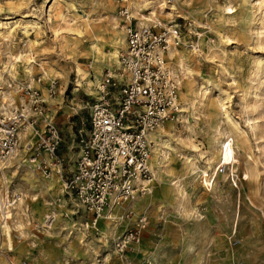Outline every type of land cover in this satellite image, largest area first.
Instances as JSON below:
<instances>
[{
    "label": "rangeland",
    "instance_id": "rangeland-1",
    "mask_svg": "<svg viewBox=\"0 0 264 264\" xmlns=\"http://www.w3.org/2000/svg\"><path fill=\"white\" fill-rule=\"evenodd\" d=\"M256 1L0 0V106L22 110L32 129L0 176V264H264V7ZM120 5L131 25L177 26L182 42L164 57L178 77V110L150 138L153 193L92 222L62 178L74 166L95 82L106 69L119 73L104 59L96 76L92 64L94 54L110 53L111 27H125ZM44 118L59 130L62 176L39 143ZM229 142L231 167L217 176ZM154 147L166 158H153ZM42 158L47 176L34 166ZM135 228L138 238L124 237Z\"/></svg>",
    "mask_w": 264,
    "mask_h": 264
},
{
    "label": "built area",
    "instance_id": "built-area-1",
    "mask_svg": "<svg viewBox=\"0 0 264 264\" xmlns=\"http://www.w3.org/2000/svg\"><path fill=\"white\" fill-rule=\"evenodd\" d=\"M118 13L126 22L125 44L118 54L119 73L106 69L95 82L98 95L90 102L87 128L78 130L74 166L62 178L63 190L73 192L92 214V222L109 212L112 204L131 200L148 190L153 175L148 131L178 110L177 75L164 57L169 45L182 42L177 26L131 25L133 18L125 6L120 5ZM114 88L116 93H112ZM29 118L17 107L0 110V169L15 155L19 147L18 127ZM39 134V143L58 166L54 172L62 176L61 161L56 155L60 143L58 127L51 118H44ZM24 147L30 150L32 144L24 142ZM34 150L37 154L38 147L34 146L30 161L36 158ZM49 165L43 158L34 163L44 176L50 172ZM226 166L221 163L216 171L223 172ZM138 230H129L124 237L138 238ZM124 237L116 242L120 248Z\"/></svg>",
    "mask_w": 264,
    "mask_h": 264
},
{
    "label": "bare ground",
    "instance_id": "bare-ground-1",
    "mask_svg": "<svg viewBox=\"0 0 264 264\" xmlns=\"http://www.w3.org/2000/svg\"><path fill=\"white\" fill-rule=\"evenodd\" d=\"M165 2L167 3V4H171L172 2H173V0H165ZM257 2V1H256ZM165 4V3H164ZM257 4V6H258V10L259 11H261L263 8L262 7H264V0H260L259 2H257L256 3ZM169 7V9L170 10H172L171 8H172V6L170 7V6H168ZM134 11H136V10H134ZM127 12H128V15H130V11L129 10H127ZM139 13H140V11H138V12H136V15H138V17L140 16L139 15ZM153 12H150L149 13V17H153ZM134 16V15H133ZM142 19H143V17L142 16H140ZM134 19V18H133ZM136 20V19H135ZM145 21H147L146 19H144ZM144 20H136V21H138V26L139 25H142V24H144L143 22H141V21H144ZM149 20V19H148ZM113 21V20H112ZM135 21V22H136ZM151 21V20H150ZM152 22V21H151ZM150 24H152V25H158V26H161V24L160 23H156V24H154V23H150ZM115 25V24H114ZM11 29V28H10ZM124 30V28H122V27H111V30L109 31V33H110V37H111V51H110V53L108 54V56L107 57H103V59H101V57H98V56H96L95 54L93 55V64H92V66H93V70L96 72V76H97V74L99 73V64H100V60H104V59H106L108 62H110V63H112V64H114L117 68L119 67V60H118V54H119V52H120V50H119V47H124V37H123V31ZM27 31L25 30L24 31V33H26ZM119 38V40H117ZM28 39V38H27ZM171 48H176L175 46H172V45H169L168 47H167V49L164 51V55H165V57H166V55H167V57L168 58H172V57H174V50L173 49H171ZM18 59V58H17ZM31 59H25V62H27V64H29V61H30ZM102 63V62H101ZM110 67V66H109ZM77 74H81L80 73V71L79 70H77ZM177 79H178V77H177ZM76 85H79V83L77 82V84ZM2 93V92H1ZM4 92H3V99H4ZM184 96H185V103H186V105H191V106H194L195 104H194V98L192 97V93H191V91H190V89H189V87H187V89H186V92H185V94H184ZM1 97H2V95H1ZM6 100V99H5ZM8 101V100H7ZM5 102V101H4ZM7 106H9V105H7ZM6 105H5V103H3V104H1V106H0V109H4V111H6V110H8ZM166 122V119H164V120H162L159 124H158V126L156 127V128H154V129H152V130H150V131H148V137L149 138H151V136L154 134V136H158V134L156 133L157 132V130L160 128V126H162L164 123ZM23 122H21L20 123V125H19V127H18V130H17V135H18V141H19V144H20V139H24L25 137H26V135L30 132V123H27L29 126H27V125H23L22 124ZM32 130V129H31ZM19 136H20V138H19ZM153 138V137H152ZM153 140V139H152ZM158 143V142H157ZM155 148V150L154 151H152V153L154 152V154H153V158L155 157H157V156H159V157H162V158H166V154L164 153V152H161V151H159L158 149H156V147H154ZM161 154V155H160ZM234 154H235V152H234V150H233V146L230 144V142L227 144V146H226V148H225V150H223V153H222V150H221V153H220V156H219V162H218V164L216 165V168H217V166L219 165V164H227V166H228V168H230L231 167V160H232V158H233V156H234ZM18 158V148H17V150H16V153H15V155H13V157L12 158H10L7 162H6V168H10L11 166H12V163H13V161H14V159H17ZM149 163H150V159H149ZM1 171H0V176L1 177H4V169H0ZM152 170V169H151ZM152 172H153V170H152ZM215 173H216V175L217 176H221V175H224L222 172H217L216 171V169H215ZM54 174H55V172H54ZM52 175V174H51ZM50 175V176H51ZM56 175V174H55ZM49 176V177H50ZM153 177H154V172H153ZM159 185H160V182H159ZM157 187V186H156ZM160 187V186H159ZM153 192L151 191L150 192V187L148 188V190L146 191V192H144V193H142V194H139V195H141V196H143V195H146V194H149V195H151ZM139 195H137V196H139ZM137 196H135L134 198H132L131 200H129V201H132V204H134V205H136V204H139V202L137 203V201L138 200H135L136 199V197ZM142 200V199H141ZM118 205H120V203H115V204H112L111 206H110V210L113 208V207H116V206H118ZM0 209H1V204H0ZM115 209V208H114ZM102 217H104L103 215H100V216H98L97 218H96V222H97V220H99L100 218H102ZM4 233L7 235V237H9V227L7 226V225H5L4 227Z\"/></svg>",
    "mask_w": 264,
    "mask_h": 264
},
{
    "label": "crops",
    "instance_id": "crops-1",
    "mask_svg": "<svg viewBox=\"0 0 264 264\" xmlns=\"http://www.w3.org/2000/svg\"><path fill=\"white\" fill-rule=\"evenodd\" d=\"M76 145H77V142H76ZM66 176V175H65Z\"/></svg>",
    "mask_w": 264,
    "mask_h": 264
}]
</instances>
